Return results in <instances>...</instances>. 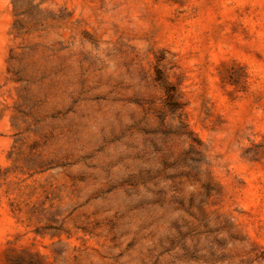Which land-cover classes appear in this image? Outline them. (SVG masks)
<instances>
[{
    "label": "rangeland",
    "instance_id": "rangeland-1",
    "mask_svg": "<svg viewBox=\"0 0 264 264\" xmlns=\"http://www.w3.org/2000/svg\"><path fill=\"white\" fill-rule=\"evenodd\" d=\"M0 264H264V0H0Z\"/></svg>",
    "mask_w": 264,
    "mask_h": 264
}]
</instances>
